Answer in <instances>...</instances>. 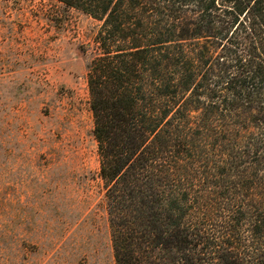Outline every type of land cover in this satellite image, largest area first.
I'll return each mask as SVG.
<instances>
[{
  "label": "trees",
  "instance_id": "obj_1",
  "mask_svg": "<svg viewBox=\"0 0 264 264\" xmlns=\"http://www.w3.org/2000/svg\"><path fill=\"white\" fill-rule=\"evenodd\" d=\"M54 1L99 23L114 264H264V0Z\"/></svg>",
  "mask_w": 264,
  "mask_h": 264
},
{
  "label": "rangeland",
  "instance_id": "obj_2",
  "mask_svg": "<svg viewBox=\"0 0 264 264\" xmlns=\"http://www.w3.org/2000/svg\"><path fill=\"white\" fill-rule=\"evenodd\" d=\"M98 27L0 0V264H114L86 84Z\"/></svg>",
  "mask_w": 264,
  "mask_h": 264
}]
</instances>
